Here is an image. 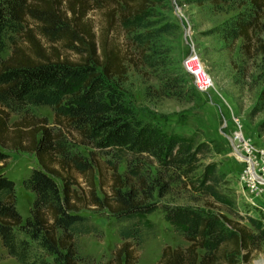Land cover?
Listing matches in <instances>:
<instances>
[{
    "label": "trees",
    "instance_id": "obj_1",
    "mask_svg": "<svg viewBox=\"0 0 264 264\" xmlns=\"http://www.w3.org/2000/svg\"><path fill=\"white\" fill-rule=\"evenodd\" d=\"M115 1L116 8L107 12L111 26L119 18L134 25L135 18L153 15L154 0ZM183 1L219 4L228 0ZM253 2L251 14L240 15L223 28L226 38L253 40L264 0ZM90 8V0H0V237L20 264H79L76 236L95 231L80 213L90 205L109 208L122 223L119 234L124 242L111 263L136 264L134 245L143 240L146 216L159 208L154 200L162 185L154 183L140 163L138 169L127 170L132 171L131 177L121 173L122 156L106 162L111 188L102 198L98 194L101 182H96L101 163L75 152L71 137L105 153L124 148L156 156L161 166L172 169L168 178L179 171L187 176L184 181L192 190H202L216 202H232L218 190L222 177L214 166H207L202 178L189 176L196 153L186 140L167 136L151 125L141 126L130 115L115 88L127 73V55L105 35L98 41L85 19ZM6 39L12 45L11 54L4 58ZM61 42L80 59L64 57L56 47ZM30 105L52 107L53 124L47 117L30 115ZM256 109L264 110V87ZM12 112L19 115L14 122ZM9 150L34 153L40 165L24 181L34 193L26 219L17 209L15 182L3 172ZM77 174L84 177L87 191L75 188L80 183ZM164 211L188 245H166L157 264H248L264 244V222L261 225L259 218H248L249 226L207 206H166ZM36 243L45 257L33 253ZM51 255L52 260L47 258Z\"/></svg>",
    "mask_w": 264,
    "mask_h": 264
},
{
    "label": "rangeland",
    "instance_id": "obj_2",
    "mask_svg": "<svg viewBox=\"0 0 264 264\" xmlns=\"http://www.w3.org/2000/svg\"><path fill=\"white\" fill-rule=\"evenodd\" d=\"M152 5L151 17H137L134 25L124 24L119 18L111 26L107 12L116 8L117 2L90 0L91 8L85 19L93 26L99 42L105 35L127 55V73L115 88L117 97L121 98L130 115L141 126L151 125L167 136L186 140L196 153L194 169L189 176L202 178L206 167L214 166L222 177L218 190L232 202L230 205L216 202L202 190H192L184 181L187 176L179 171L172 179L168 178L172 169L161 166L156 156L141 155L124 148L115 150L116 153H105L92 145L81 144L77 136V140L71 137L70 146L75 152H81L90 160L95 157L101 163L103 170L100 177L96 175V182L98 185L99 180L101 182L98 194L102 198L110 194L111 188V171L106 162L110 158L116 161L118 156H122L121 173H127L132 167L138 169L140 163L154 183L162 185L154 200L159 208L146 216L148 221L143 240L134 245L136 264H157L166 245H188L184 236L166 219V206H207L249 226L248 218H259L257 221L261 225L264 222V213L252 210L244 200V189L239 182L243 166L233 154V127L230 125L233 114H236L246 134L256 145L264 147V110L256 109L264 87V7L258 11L260 21L253 40L245 41L226 38L223 28H228L232 19L251 14L253 0H228L219 4L154 0ZM9 34L17 39L15 33ZM6 40L2 52L4 58L11 54V40ZM56 47L61 49L64 57L80 59L78 53L67 49L62 42L56 43ZM193 51L214 78V87L206 92L195 87L192 75L184 66L185 59ZM28 108L30 115L47 117L53 124L52 107L30 105ZM18 117L12 112L11 122ZM8 153L10 158L3 172L15 182L17 209L26 219L31 215L34 193L25 187L24 181L40 165L34 153L22 150H9ZM157 168H160V174H157ZM77 175L80 183L74 185L75 188L79 192L86 190L84 177ZM131 175L132 171L127 173L128 178ZM57 182L62 186L61 180L57 179ZM80 213L95 226V231L76 236L79 264H112L117 248L124 242L119 234L122 223L107 207L90 205ZM35 248L34 254L45 257L46 252L37 243ZM47 258L53 259L52 255ZM0 264H20L3 245L1 237ZM248 264H264V244Z\"/></svg>",
    "mask_w": 264,
    "mask_h": 264
},
{
    "label": "built area",
    "instance_id": "obj_3",
    "mask_svg": "<svg viewBox=\"0 0 264 264\" xmlns=\"http://www.w3.org/2000/svg\"><path fill=\"white\" fill-rule=\"evenodd\" d=\"M184 66L192 75L194 85L199 91L206 92L214 87L212 74L195 51L185 59ZM230 125L233 127V154L243 166L239 182L244 189V200L252 210L264 213V201L261 199L264 190V147L256 145L246 134L243 123L236 114H233Z\"/></svg>",
    "mask_w": 264,
    "mask_h": 264
},
{
    "label": "crops",
    "instance_id": "obj_4",
    "mask_svg": "<svg viewBox=\"0 0 264 264\" xmlns=\"http://www.w3.org/2000/svg\"><path fill=\"white\" fill-rule=\"evenodd\" d=\"M261 199H263V201H264V190H263V195H262V198Z\"/></svg>",
    "mask_w": 264,
    "mask_h": 264
}]
</instances>
